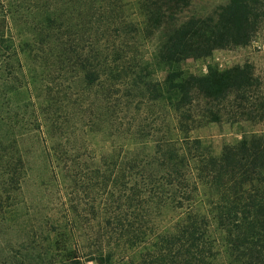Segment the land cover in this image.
I'll return each instance as SVG.
<instances>
[{
    "label": "trees",
    "instance_id": "16d2710c",
    "mask_svg": "<svg viewBox=\"0 0 264 264\" xmlns=\"http://www.w3.org/2000/svg\"><path fill=\"white\" fill-rule=\"evenodd\" d=\"M194 5L0 0V264H264V134L219 153L192 136L207 122L264 121V73L167 68L250 44L264 0ZM58 99L74 128L112 138L87 184L66 150V226L34 219L21 151L45 123L63 128L49 110Z\"/></svg>",
    "mask_w": 264,
    "mask_h": 264
},
{
    "label": "rangeland",
    "instance_id": "374dc122",
    "mask_svg": "<svg viewBox=\"0 0 264 264\" xmlns=\"http://www.w3.org/2000/svg\"><path fill=\"white\" fill-rule=\"evenodd\" d=\"M222 1L194 0V6L197 9H209L213 4ZM245 62L252 63L257 72L264 73V30L248 45L215 49L210 56L197 59L187 58L176 64L170 63L167 68L169 70L178 68L187 74H203L215 67L225 68ZM164 74L165 72H159L157 77L162 78ZM49 110L53 117H58L63 121V128L51 127L45 123L39 140L25 141L22 144L21 151L25 155L27 166L24 196L31 201L30 203L38 206L33 215L34 219L39 220L49 215L54 221H59L62 226H66V150L69 151L68 164H75L87 177L90 176L86 180L85 184H87L94 182L91 172L94 158H99L102 153L112 147V138L106 133L89 132L82 129L80 124L74 128L75 118L67 112L65 100L60 102L58 99ZM82 123H85V119ZM94 128L98 129V124H94ZM250 133L264 134V121L258 123H231L225 120L207 122L195 129L192 136L201 138L204 143L210 144L214 153H219L224 144L237 142L244 134ZM119 141L123 143L122 139ZM82 196L86 202L92 200L90 193L83 192ZM62 202L64 206L61 205ZM41 229L35 228L36 233L41 235ZM16 235L22 236L23 232L17 229L9 233L10 238ZM85 263L126 264L105 263L98 258L91 257H87Z\"/></svg>",
    "mask_w": 264,
    "mask_h": 264
}]
</instances>
